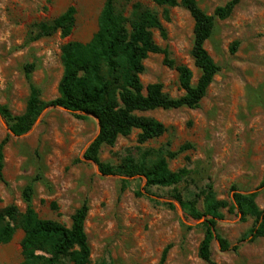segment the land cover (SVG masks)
<instances>
[{"label":"rangeland","instance_id":"obj_1","mask_svg":"<svg viewBox=\"0 0 264 264\" xmlns=\"http://www.w3.org/2000/svg\"><path fill=\"white\" fill-rule=\"evenodd\" d=\"M228 0H197L207 13ZM104 0H0V106L21 114L29 94L25 65H32L31 81L40 89L43 101L57 96L62 74L61 47L69 41L87 42L98 27ZM134 2L153 10L164 29H151L153 41L167 48L177 64L192 71L191 83L200 74L190 55L193 20L181 6H158L152 0H116V7L129 15ZM76 8L75 25L67 37L59 31L29 41L34 25L50 21L66 10ZM236 45L235 50L231 48ZM220 67L196 108L154 109L138 115L162 122L164 134L144 143L138 142V129L117 138L113 146H102L99 159L113 166L127 155L138 159L140 151L183 144L190 147L168 158L170 170L182 167L190 174L174 187H152L150 191L167 205H157L148 196L136 195L145 179L136 174L121 190L123 176L104 175L98 165L83 155L98 132L92 116L77 118L60 107L44 108L31 128L18 136L9 132L0 114V141L4 146V181H0V208L15 204L25 210L23 186L35 175L32 205L41 218L57 220L66 226L83 201L89 210L84 228L90 245V259L113 264H264V237L240 241L251 227L252 219L222 209L223 218L216 231L236 250H220L211 242L210 262L198 257L203 236L202 219L186 215L173 198L178 192L193 199L202 210L199 196L202 181L208 179L219 199H229L230 186L238 191L257 192L255 201L264 208V188L259 183L264 171V0H239L229 17L216 20L204 44ZM140 80L145 88L160 82L171 97L183 94L178 73L163 64V54L149 53L143 60ZM56 204L53 210L50 205ZM18 228L13 239L0 243V264H19L22 259ZM169 246L165 259L160 257Z\"/></svg>","mask_w":264,"mask_h":264},{"label":"trees","instance_id":"obj_2","mask_svg":"<svg viewBox=\"0 0 264 264\" xmlns=\"http://www.w3.org/2000/svg\"><path fill=\"white\" fill-rule=\"evenodd\" d=\"M158 6H181L193 20L192 46L190 55L200 74L195 84L191 83L192 71L185 64H177L170 57L167 48H161L152 39L151 29L159 30L164 37V29L150 8L140 2H134L129 15H124L116 7V0H104L98 17V27L87 42L69 41L61 47L60 59L62 74L57 85V96L49 101L40 97V89L31 81L32 65H25L24 74L28 82L29 94L26 106L21 114H12L7 107L0 106V114L8 124L10 132L21 135L27 132L41 111L46 107H63L77 118L94 115L99 121V132L84 152V157L98 165L102 174L123 176L121 190H124L128 178L138 174L145 179L144 187L136 195H147L157 205L173 207L163 202L150 191L152 187H174L185 180L190 170L182 167L172 171L168 158H174L190 147L183 144L175 151L168 148H147L140 151L138 159L127 154L119 165L103 163L99 159L102 146H113L120 136L129 135L138 129V142L144 143L156 139L166 131L162 122L152 117L138 115L154 109H172L180 107L196 108L205 96L207 88L220 67L207 52L204 44L211 36L215 21L231 15L239 0H228L214 8L212 13L202 10L197 0H152ZM76 8L68 6L64 12L50 21L36 23L28 40H37L59 31L62 37L71 34L75 25ZM236 45L232 46L235 50ZM149 53L163 54V64L174 68L178 73V82L183 94L171 97L164 93L160 82L146 87L140 80L144 71L143 60ZM9 134L0 141V181H4V146ZM38 175L32 177L22 188L21 198L25 210L20 212L15 204L0 208V243L10 242L18 228L22 230L20 240L22 259L19 264H113L101 259L92 262L90 245L84 224L89 210L87 201L74 210L70 225L48 218H41L32 205L34 183ZM260 188H264V171ZM229 199H219L208 179L202 181L199 191L202 210L193 199H185L178 192L173 198L181 209L192 219H202L203 236L198 245V257L210 262L211 242L215 239L220 250H236L239 242L264 237V208H260L255 198L257 192H240L234 185L229 187ZM50 207L55 210L56 204ZM237 213L242 219L250 217L252 225L241 236L240 241L232 245L216 231V223L223 218L222 209ZM166 246L160 257L162 262L168 252Z\"/></svg>","mask_w":264,"mask_h":264},{"label":"water","instance_id":"obj_3","mask_svg":"<svg viewBox=\"0 0 264 264\" xmlns=\"http://www.w3.org/2000/svg\"><path fill=\"white\" fill-rule=\"evenodd\" d=\"M60 108H62V109H64V110H66V111H68L66 108H63V107H60ZM90 116H92V117H94L95 119H96V121H97V123H98V132H99V121H98V118L97 117H95L94 115H90ZM9 132H10V130H9ZM97 132V133H98ZM11 133V132H10ZM12 134V133H11ZM13 135V134H12ZM94 139V138H93Z\"/></svg>","mask_w":264,"mask_h":264}]
</instances>
